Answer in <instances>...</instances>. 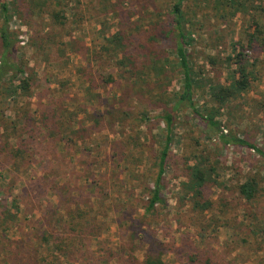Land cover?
Segmentation results:
<instances>
[{"label": "rangeland", "instance_id": "374dc122", "mask_svg": "<svg viewBox=\"0 0 264 264\" xmlns=\"http://www.w3.org/2000/svg\"><path fill=\"white\" fill-rule=\"evenodd\" d=\"M6 1L0 24L7 18L33 86L31 97L18 99L15 115L31 118L38 128L42 98L61 114L67 108L75 126L47 132L44 145L35 140L36 151L19 166L0 157V264H84L87 253L102 257L103 250L141 260L152 240L166 248L163 264H182L191 256L215 264H264V160L247 148L220 145L188 108L176 112L167 131L157 116L180 91L181 73L172 40L164 42L157 36L164 30L155 28L168 29L172 4L183 3L197 109L213 104L211 82L228 85L237 77L232 58L243 54L247 89L225 104L218 119L225 131L264 151V47L248 48L249 34L260 29L264 36V0H63V25L48 16L56 0ZM117 33L127 45L122 52L108 41ZM139 33L146 34L141 44L134 40ZM124 52L130 60L155 61L153 71L121 67ZM168 135L164 203L143 216L144 189L152 186ZM193 165L204 171L199 196L185 187ZM253 175L258 193L246 202L236 187ZM194 200L210 201L212 208L198 212ZM67 208L102 228L87 253L64 249L72 241Z\"/></svg>", "mask_w": 264, "mask_h": 264}, {"label": "trees", "instance_id": "16d2710c", "mask_svg": "<svg viewBox=\"0 0 264 264\" xmlns=\"http://www.w3.org/2000/svg\"><path fill=\"white\" fill-rule=\"evenodd\" d=\"M56 1L57 9L53 10L48 16L50 19L52 18L51 20L57 24L63 25L61 21L63 17L60 16L58 10L62 8L61 5L64 1ZM182 5L183 3L181 1L172 4L170 15L172 16L173 22L169 23L168 29L163 27V21L160 22L163 28L160 29L159 26H155L157 32L158 29L161 31L164 30L162 34H157V36L161 35L165 37L164 42L166 41L170 43L172 40L173 46L171 51L174 57L173 62L175 65H177V68L181 73V89L179 92L174 94L176 97L174 100H171V106L166 108L160 116H157L158 119L164 123L167 131L170 132L173 127L174 115L176 112L181 108L191 109L194 115L201 122H203L209 129H212L215 132L220 145L247 148L264 160V151L261 150L259 146L251 144L243 138H240V135H238L236 132L231 130L225 131L226 124H223V122L220 121V118L218 119V116H221L220 113L224 111L222 109L224 108L225 104L229 101H232L238 94H242L247 89L249 83V74L246 67L248 64H246L247 60L244 59L243 54L238 53L232 58H235L233 65L237 66L238 73L237 77L231 79L228 85H213L212 82L210 83L209 96L213 100V104L210 106H202L200 109H197L194 105L193 88L196 73L193 71V68L190 65L189 54L187 52V48L191 45V40L190 38L186 37L185 26L183 24ZM0 11L2 14H7L8 10L6 0H0ZM259 12L262 16H264V8H260ZM145 35L146 34L142 33L137 34L134 38L135 42L141 44L146 38ZM261 35L262 30L260 29L257 30V34L254 33L248 35L249 50L257 47L258 45L264 47V36ZM108 41L110 42V45L113 47L114 51L116 50L122 52L124 51V48L126 49L127 47V45H124L123 43V38L118 33L113 34L110 38H108ZM150 48L152 51L157 50V48H154L152 45H150ZM150 52L151 51H149L147 55H149ZM131 55L132 54L130 53V56ZM127 56L129 55L124 52V55L119 62L121 67L127 69L133 68L134 70L141 71V74H143L142 70H145L146 68L147 72L153 71L155 61L152 60L148 64H144L139 60H130L127 58ZM228 59V62L232 61V59ZM26 68V60L20 56L18 57L17 39L11 32L8 20L6 18L0 24V157H5L11 165L14 164L17 166L20 165L19 163H22L23 159L26 160L28 157H31L36 151L32 147L34 146L35 140L40 138V144L44 145V142H47V137L49 134H47V132L51 130H58L61 133L75 126V123H72L73 120L71 119L70 114H65V112H67V108H62L61 111L64 113L61 114L60 111H55L56 109L50 104L44 105L43 103H45L46 100L42 98L38 100L39 102L42 101L40 103L38 102V104L42 107V109L45 108V111L43 112L44 115L39 114V117H44V120L37 122L38 128L31 126V118L29 117L26 118V120H23V118H17L15 115V105L17 104L18 99L23 97L29 98L32 94V78L26 74ZM145 77L147 78L146 74ZM8 104L13 106V108L10 109ZM7 112L10 113L11 116H7ZM36 130H39V133H37ZM13 140L14 142L12 143ZM170 144L171 139L168 135L165 140L163 151L158 158L159 162L157 164V174L155 179L151 182L152 186L150 188L144 189V200L141 202V208L144 211L143 216L152 215L156 209L164 203L161 191L165 165L169 156ZM199 168L200 167L197 165L188 167V183L185 186L186 191L188 187V190L192 191L196 196L201 195L200 189L205 184L204 171L199 170ZM253 176L247 178L242 184H239L236 187L237 194L246 202L254 199L258 193L257 187L259 183L257 177ZM44 189L47 188L45 187ZM0 190H2L1 182ZM55 195H59V191L55 192ZM192 207L198 212L204 213L212 208V202L205 201L200 204L197 200H194ZM65 211L69 226L68 234L72 241L69 240L68 243H64V249L72 250V248L78 247L82 250H85L87 253L91 249L92 238L99 236L98 234L102 229L101 226H98L96 222L90 225L88 222V220H90V216L84 212L78 211L76 213L70 210V208H67ZM79 241L83 243L79 244ZM172 249V253L174 255L176 253L177 255V248L173 250ZM120 251L124 250L120 249ZM165 253L166 248L164 244L152 240L148 245L147 253L143 255L141 260H138L133 254L129 253L125 255L120 254L118 257H116L109 252L106 256V250H103L102 257H92L89 256V254L92 253H87L85 260L86 263L84 264H109L110 261H116L118 264H163L162 258ZM204 257L198 261L197 256H191L188 257V260L182 264H215L212 262L213 259Z\"/></svg>", "mask_w": 264, "mask_h": 264}]
</instances>
